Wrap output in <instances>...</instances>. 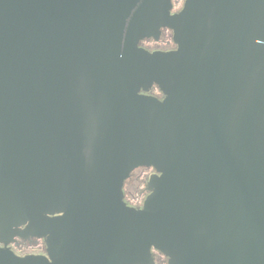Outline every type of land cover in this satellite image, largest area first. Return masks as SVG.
Masks as SVG:
<instances>
[{
    "label": "water",
    "instance_id": "water-1",
    "mask_svg": "<svg viewBox=\"0 0 264 264\" xmlns=\"http://www.w3.org/2000/svg\"><path fill=\"white\" fill-rule=\"evenodd\" d=\"M171 9L0 0V264H264V0Z\"/></svg>",
    "mask_w": 264,
    "mask_h": 264
},
{
    "label": "rangeland",
    "instance_id": "rangeland-1",
    "mask_svg": "<svg viewBox=\"0 0 264 264\" xmlns=\"http://www.w3.org/2000/svg\"><path fill=\"white\" fill-rule=\"evenodd\" d=\"M174 3H182L184 0H173ZM179 4V5H180ZM170 34H163L161 38V42H154L152 40H144L142 43V47L146 49H167L168 47L165 45V40L170 39ZM152 94L157 98L158 97V90L152 88ZM150 170L147 169H137L135 170L131 176L125 181L123 186V191L125 193V200L128 204L133 206H142V203L147 195L146 192V184L150 177ZM27 251H22L23 253H30L32 251H39L41 248L40 244H33L32 246L27 247ZM153 258L155 264H167V259L162 256L161 254L155 252L153 253Z\"/></svg>",
    "mask_w": 264,
    "mask_h": 264
},
{
    "label": "flooded vegetation",
    "instance_id": "flooded-vegetation-1",
    "mask_svg": "<svg viewBox=\"0 0 264 264\" xmlns=\"http://www.w3.org/2000/svg\"><path fill=\"white\" fill-rule=\"evenodd\" d=\"M185 1V0H184ZM184 1L180 4V3H174V1L173 0H171V5H172V9H171V14H176V13H178L181 9H182V7H183V4H184ZM180 4V5H179ZM170 34V36L171 37H169L170 39H166L165 40V45L168 47L167 49H155V50H150V49H146V48H144V49H146V50H148V51H150V52H153V51H170V50H173V49H175V45L173 44V42H172V32L171 31H169V30H162L161 31V35H160V37H159V40L157 41V42H161L162 40H161V38H162V35L163 34ZM148 40H152V39H148ZM152 41H154V40H152ZM155 42V41H154ZM142 43H143V41L140 43V45L139 46H141L142 47ZM156 43V42H155ZM156 90H158L156 87H154ZM152 90V89H151ZM151 90L147 93L148 95H150V96H153V97H155L153 94H152V92H151ZM157 98H159V99H161L162 98V95H161V93L160 92H158V97ZM138 169H140V168H138ZM141 169H147V170H150L151 171V173H150V176L151 175H153L155 172H154V170L153 169H151V168H141ZM137 170V169H136ZM135 171V170H134ZM133 171V172H134ZM132 172V173H133ZM131 173V174H132ZM131 174H130V176H131ZM129 176V177H130ZM124 186V185H123ZM146 192H147V190H146ZM147 196V195H146ZM123 199H124V201H126L125 200V193H124V191H123ZM143 204V203H142ZM127 205L128 206H130V207H133V208H140L141 206H133V205H130V204H128L127 203ZM33 244H40L41 245V248H40V250L39 251H32V252H30V253H23L22 251H27V247L28 246H32ZM7 248L9 249V250H11L14 254H16L17 256H26V255H46V251H45V245H44V242H43V240L42 239H36V238H30L29 240H23V239H20V238H18V239H16V241L14 242V243H11V244H9L8 246H7ZM153 253H155V252H153ZM155 262V261H154Z\"/></svg>",
    "mask_w": 264,
    "mask_h": 264
},
{
    "label": "trees",
    "instance_id": "trees-1",
    "mask_svg": "<svg viewBox=\"0 0 264 264\" xmlns=\"http://www.w3.org/2000/svg\"><path fill=\"white\" fill-rule=\"evenodd\" d=\"M125 183V182H124ZM125 203L127 204V202L125 201Z\"/></svg>",
    "mask_w": 264,
    "mask_h": 264
}]
</instances>
